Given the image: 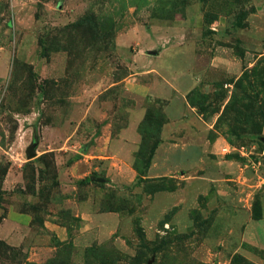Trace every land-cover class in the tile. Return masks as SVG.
I'll return each instance as SVG.
<instances>
[{"label": "rangeland", "instance_id": "1", "mask_svg": "<svg viewBox=\"0 0 264 264\" xmlns=\"http://www.w3.org/2000/svg\"><path fill=\"white\" fill-rule=\"evenodd\" d=\"M262 139L264 0H0V264H264Z\"/></svg>", "mask_w": 264, "mask_h": 264}, {"label": "trees", "instance_id": "2", "mask_svg": "<svg viewBox=\"0 0 264 264\" xmlns=\"http://www.w3.org/2000/svg\"><path fill=\"white\" fill-rule=\"evenodd\" d=\"M36 140H37V135L36 132L33 131V143H36Z\"/></svg>", "mask_w": 264, "mask_h": 264}, {"label": "water", "instance_id": "3", "mask_svg": "<svg viewBox=\"0 0 264 264\" xmlns=\"http://www.w3.org/2000/svg\"><path fill=\"white\" fill-rule=\"evenodd\" d=\"M262 142L264 144V139H262ZM32 155H33L32 154V149H29V151H28V157L30 158Z\"/></svg>", "mask_w": 264, "mask_h": 264}]
</instances>
